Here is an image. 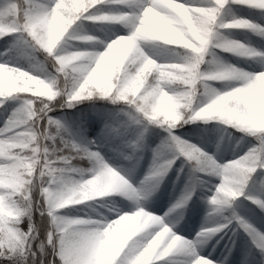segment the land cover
Returning a JSON list of instances; mask_svg holds the SVG:
<instances>
[{
	"label": "clouds",
	"instance_id": "9594fccd",
	"mask_svg": "<svg viewBox=\"0 0 264 264\" xmlns=\"http://www.w3.org/2000/svg\"><path fill=\"white\" fill-rule=\"evenodd\" d=\"M161 2L184 14L151 0H0V97L15 101L0 126L7 264H226L227 256L202 250L232 212L256 237L254 264H264V232L235 206L244 195L264 212V188L250 186L264 168V45L252 39L264 40V0H240L255 15ZM84 104L107 106L94 135L64 111ZM185 125L211 130L214 150L181 135ZM153 128L164 135L149 144ZM249 136L255 143L239 155L217 158ZM178 156L188 165L185 183L152 210ZM213 176L200 226L182 234L190 200Z\"/></svg>",
	"mask_w": 264,
	"mask_h": 264
},
{
	"label": "trees",
	"instance_id": "16d2710c",
	"mask_svg": "<svg viewBox=\"0 0 264 264\" xmlns=\"http://www.w3.org/2000/svg\"><path fill=\"white\" fill-rule=\"evenodd\" d=\"M178 2L182 3L180 0H178ZM232 8H236L237 11L245 15L250 12L254 14L260 11L259 9L250 8L246 5L240 4H233ZM3 47L4 40L3 38H0V49ZM224 55L229 56L230 54L224 53ZM13 104H15L14 100H10L8 102L9 106ZM106 108V105L101 104H97L95 106L84 104L78 105L76 109H66L64 111L70 114L73 121L83 122V124L87 126L89 135H94L100 128L103 113ZM59 111L60 110H57V114ZM177 131L181 135L201 143L208 151L214 150L216 138L211 130L202 132L195 125H185L182 129H177ZM163 135V130L153 128L148 134L149 144H155ZM243 142L247 147L250 143H255L254 139L250 136L246 137ZM229 149L230 147L227 150H222L218 154L217 158L221 161L233 158ZM150 155V151L145 153L144 159L137 170V176L143 174ZM187 175L188 165L184 163V158L182 156H178L173 167L170 169L167 177L162 183L156 198L150 204L155 211L162 210L167 206L169 201L174 199L179 194L181 186L185 183ZM262 176H264V168L258 167L251 176L250 186L256 188L257 190L264 188V181L261 180ZM217 180L218 177L215 176L210 179H205L202 185L197 188L196 193L190 200L185 220L182 222V227L187 235L191 236L200 226L206 207V200L204 197L211 193ZM236 200L238 202L235 205L237 212L248 218L258 229H264V212H262L253 201L249 200L244 195L237 197ZM224 212L225 215H227L229 213V209L225 208ZM233 228L236 229L235 232H233ZM208 244L219 248L229 260H238L241 257L248 260L253 256H259V250L251 243L248 233L242 227H238L235 220L231 221V223L227 224L224 229H221L220 232L216 233ZM172 259L179 262V258L177 257H172ZM0 264H4L3 259H0Z\"/></svg>",
	"mask_w": 264,
	"mask_h": 264
},
{
	"label": "snow or ice",
	"instance_id": "6c2138e0",
	"mask_svg": "<svg viewBox=\"0 0 264 264\" xmlns=\"http://www.w3.org/2000/svg\"><path fill=\"white\" fill-rule=\"evenodd\" d=\"M125 0H98V4H104V3H124ZM152 5L154 7H156L158 10L160 11H165L166 13L169 14H173V12H175L176 14H180L183 15L184 13L178 8L175 7L174 5H169L167 3H163L161 2V0H151ZM240 0H223L222 3H218L217 0H185L184 3H180L178 2V0H176V4H183V5H188V6H196V7H210L212 9H215L218 11V13H223L228 9L232 8L233 4H239ZM248 6V5H246ZM250 7V6H248ZM12 100L11 98H5V97H0V101H3L2 103H0V105H4L5 109L7 110V115L4 116L3 122L0 123V126H2L6 120V118L8 117L11 109L14 107L15 104L9 106L8 102ZM56 127L57 128H63L65 131L69 132V133H74V129H72L69 125L65 124V123H61L59 121L56 122ZM4 158L0 157V162H3ZM236 212H232V214L227 217V219H229L230 221L235 220L237 223L238 227H242L249 235L250 239H251V243L253 245L256 246V237L253 235L251 228L249 227V225L247 223H245L243 220L237 221L236 219ZM262 232H264V229H260ZM236 229L233 228V232H235ZM257 248V247H256ZM0 259H3L4 264H7V257H0ZM255 262V258L253 259H249L246 261V264H254Z\"/></svg>",
	"mask_w": 264,
	"mask_h": 264
},
{
	"label": "rangeland",
	"instance_id": "374dc122",
	"mask_svg": "<svg viewBox=\"0 0 264 264\" xmlns=\"http://www.w3.org/2000/svg\"><path fill=\"white\" fill-rule=\"evenodd\" d=\"M180 1L182 3L185 2V0H180ZM233 9H236V8H233ZM258 12H256V13H258ZM256 13L253 14V13L250 12V13H247L246 15H248V14L255 15ZM228 31H231L232 33L236 34L237 36H240L241 38H243V34L244 33H243V30H241V29L233 28V29H229ZM252 39H253V42H255L257 44H260V45H264V40H261L258 36L253 35ZM228 58L232 59L234 62H237V60H238L237 57H234L232 55H229ZM239 62L240 63H244V61L242 59H240ZM6 115H7V110L5 109L4 105H1L0 106V123L3 122L4 116H6ZM234 143H235V141H233V144ZM246 147H247L246 144L244 142H242L240 145H236L235 147H230V152H231L232 156L234 157L236 155H239L240 152L243 151ZM150 207H151L152 210L154 209L151 205H150ZM178 231H180L184 235H187L185 233L182 225L178 229ZM187 236H190V235H187ZM202 254L207 255L212 260H217V259H221V258L225 257V255L222 253V251L219 248H217L216 246L211 245V244H207L203 248ZM256 257H258V256H253V257H251L249 259H253V258H256ZM246 261L247 260L244 257H241L238 260H229V259H227L226 260V264H246ZM157 264H179V262L175 261L174 259H172L170 257H164V258H161L160 261H157Z\"/></svg>",
	"mask_w": 264,
	"mask_h": 264
}]
</instances>
